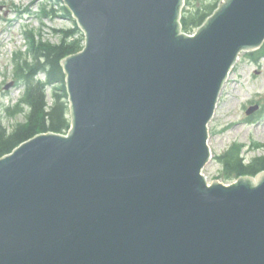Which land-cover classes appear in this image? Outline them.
Listing matches in <instances>:
<instances>
[{
	"label": "water",
	"instance_id": "1",
	"mask_svg": "<svg viewBox=\"0 0 264 264\" xmlns=\"http://www.w3.org/2000/svg\"><path fill=\"white\" fill-rule=\"evenodd\" d=\"M64 1L86 34L62 60L72 125L0 158V264H264V171L202 174L264 0L222 1L194 36L185 0Z\"/></svg>",
	"mask_w": 264,
	"mask_h": 264
},
{
	"label": "rangeland",
	"instance_id": "2",
	"mask_svg": "<svg viewBox=\"0 0 264 264\" xmlns=\"http://www.w3.org/2000/svg\"><path fill=\"white\" fill-rule=\"evenodd\" d=\"M43 6L48 7L46 12L49 15L42 16L40 12ZM72 25L73 21L63 16L61 3L57 0H0V100L5 105L16 102L23 91L21 86L16 85L13 56L16 51L21 50L24 52L20 54V58L28 56L26 29L36 30L37 39L44 38L55 43L60 41V34L55 29ZM258 51L260 50L256 52ZM254 57V52L240 53L222 88L215 114L209 122L212 158L203 171L210 182L216 180L227 183L231 180L220 173L221 164L218 163L216 154L232 143L244 145L243 154L247 160L264 152V147H257V143L264 142V111L249 121L246 114L251 103H264V55L258 60H254ZM11 81H15L14 85L5 89ZM47 91L51 103L52 89L48 87ZM19 113L11 118L4 117L5 125L12 127L16 121H23L25 114Z\"/></svg>",
	"mask_w": 264,
	"mask_h": 264
},
{
	"label": "trees",
	"instance_id": "3",
	"mask_svg": "<svg viewBox=\"0 0 264 264\" xmlns=\"http://www.w3.org/2000/svg\"><path fill=\"white\" fill-rule=\"evenodd\" d=\"M57 1L62 2V0ZM218 3L219 0H186L181 19L183 29L190 31L200 26ZM45 9L43 14L46 16L49 13L45 12ZM62 10L64 16L73 19L71 11L66 6L63 5ZM73 21V27L56 29V32L60 33V41L57 43L37 39L33 30L27 34L29 57L15 59L17 84L23 85L24 92L15 109L11 107L5 109L6 116H12L24 110L25 120L17 121L9 129L4 124L3 115L0 112V158L39 133H65L70 128L69 95L62 60L82 50L84 41V34L76 21L74 19ZM40 73L45 75L43 80L38 77ZM48 86L53 89L52 104H49L47 100ZM218 159L223 165V174L227 178L256 175L264 169V155L245 163L239 145L232 146Z\"/></svg>",
	"mask_w": 264,
	"mask_h": 264
}]
</instances>
